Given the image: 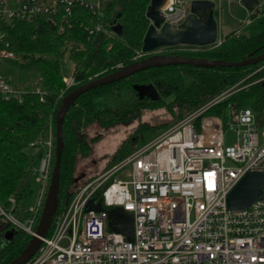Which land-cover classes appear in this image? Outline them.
Returning <instances> with one entry per match:
<instances>
[{
    "label": "built area",
    "instance_id": "obj_1",
    "mask_svg": "<svg viewBox=\"0 0 264 264\" xmlns=\"http://www.w3.org/2000/svg\"><path fill=\"white\" fill-rule=\"evenodd\" d=\"M103 1L0 0V20L12 24L16 20L32 22L42 16L64 32L73 26L70 16L74 6L98 14ZM193 1L167 0L161 8L165 22L180 26ZM212 1L218 22L214 45H219L223 41V0ZM262 3L263 0L252 13L260 12ZM249 22L251 15L240 25ZM86 28L90 34H117L100 22ZM9 46L10 41L1 32L0 60L16 58ZM167 48H157L154 53ZM150 53L141 49L135 59ZM74 70L75 65L63 74L67 88L75 84ZM9 79L0 72V96L21 100L24 89L15 87ZM228 94L215 97L131 152L107 173L75 188L68 205L56 212L51 234L42 238L37 252L24 264H264V187L247 208H230L227 202L229 193L246 173L264 171V106L259 113L251 106L242 107L234 120H228L227 125L236 126L238 141L227 144L223 117L202 113ZM31 147L44 148L39 167H31V174L40 183L37 202L24 209L27 215L22 218L0 205V216L34 235L53 170L52 127ZM118 173L121 175L116 176ZM102 187L104 209L87 210L91 198L99 201L94 194ZM9 201L15 206L16 196L12 194ZM113 206L133 213L132 240L109 227L107 210Z\"/></svg>",
    "mask_w": 264,
    "mask_h": 264
},
{
    "label": "trees",
    "instance_id": "obj_2",
    "mask_svg": "<svg viewBox=\"0 0 264 264\" xmlns=\"http://www.w3.org/2000/svg\"><path fill=\"white\" fill-rule=\"evenodd\" d=\"M150 1L104 0L102 11L98 14L82 6H74L70 16L73 26L64 32L42 16L32 22L16 20L12 24L0 20V33H5V39L10 41L9 48L16 54V58L0 60V72L6 77L12 76L9 81L25 91L21 100L0 96V205L5 210L10 207L9 197L12 194L17 202L28 195L26 177L31 174L33 166L29 150L31 143L44 138L50 126L55 143L56 115L63 96L92 78L136 60L150 24L146 16ZM99 22L109 29L119 22L123 26V34H90L86 26ZM193 46L198 49L184 48ZM263 50L264 7L260 12L251 14V22L245 24L239 34L232 31L219 45H177L164 49L163 53L237 61L252 52L260 54ZM67 51L69 60L75 65V84L69 88L63 81ZM263 65L264 60L243 66L214 68L191 64L155 66L83 92L69 107L63 123L64 147L57 212L66 207L72 198L80 156L88 157L92 152V143L99 139L88 137L85 130L89 126L97 124L102 129H108L136 123L106 162L105 167L109 168L143 146L161 129L169 127L173 121L225 92L229 93L227 97L207 108L202 115H221L227 126L228 120H234L242 107L251 106L259 113L264 106V85L263 80L260 81L264 76V67L255 71ZM11 71L16 72L13 74ZM25 71H31L33 82L23 80L22 83H14L13 77ZM136 83L153 84L159 97H140L134 87ZM162 109L168 112L166 118L169 119L159 122L155 113ZM200 119L197 120V127ZM54 160L55 154L53 165ZM102 191L103 187L94 194L99 201H103ZM26 215L24 210V217ZM0 217L1 237L14 225ZM52 228L48 234H51ZM32 236L16 227L12 239L0 246V264H7L19 255Z\"/></svg>",
    "mask_w": 264,
    "mask_h": 264
},
{
    "label": "water",
    "instance_id": "obj_3",
    "mask_svg": "<svg viewBox=\"0 0 264 264\" xmlns=\"http://www.w3.org/2000/svg\"><path fill=\"white\" fill-rule=\"evenodd\" d=\"M167 0H151L146 11L150 20L147 32L143 39L142 50L150 53L160 47H172L177 45L206 46L213 44L218 37V22L215 17L214 2L212 0H194L190 13L186 19L175 26L165 22L161 8ZM243 4L251 11L260 3V0H242ZM112 29L118 34H123V26L117 22ZM264 60V50L257 55L254 52L237 61L213 59L202 56H186L171 53H153L133 62L122 65L116 70L97 76L77 86L63 96L56 115V141L55 160L51 174L48 192L41 212L36 232L28 241L22 251L7 264H24L39 249L42 238L51 228L54 216L60 202V166L64 147L63 123L69 107L85 91L104 84L125 78L131 74L155 66L169 64H191L202 67L243 66L250 63H258ZM264 85V80H263ZM140 97L158 98V92L153 84L134 85ZM264 187V171H249L246 173L228 195L227 202L230 208L240 209L249 207L255 199L262 194ZM104 209L102 201L95 202L91 198L87 203V210L99 212ZM108 225L114 231L124 233L128 239L134 238V216L131 211L124 210L121 206H113L108 210Z\"/></svg>",
    "mask_w": 264,
    "mask_h": 264
},
{
    "label": "rangeland",
    "instance_id": "obj_4",
    "mask_svg": "<svg viewBox=\"0 0 264 264\" xmlns=\"http://www.w3.org/2000/svg\"><path fill=\"white\" fill-rule=\"evenodd\" d=\"M217 2H219V0H217ZM263 3H264V0H263ZM247 17H248L247 11L245 10V7L242 6L241 2H239L238 0H231L229 3V2H227V0H223V7H222V12H221V18H222V23H223L221 34H223V35H220V36L224 39L225 36L227 34L231 33L232 31L235 34H239L240 31L237 32L236 30H241L243 28V26L245 24H247V23H245L243 25H240L242 20L246 19ZM227 26L230 29L231 28H234V29H232L229 32L230 29L227 28ZM209 46H216V45H214V43H213V44H209ZM184 48L185 49H194V50L198 49V47H194V46L193 47H184ZM153 53L154 52H152L150 54H153ZM147 55H149V54H147ZM147 55H143L142 57H145ZM142 57H140V58H142ZM63 64H64L63 73L68 74L74 66L73 62L71 60H69L68 58H65ZM261 67L263 68L264 65ZM259 70L260 69H257L255 72H257ZM11 72L13 74H15L16 71H11ZM255 72H253V73H255ZM253 73L248 75L246 78L251 76ZM10 77L12 78V76H10ZM13 78H14V83H17V84L22 83L23 80H26L29 82H31L33 80L31 71H25L22 73V75L19 74L18 76H15ZM263 78H264V76L260 79V81ZM209 102H207V103H209ZM207 103H205L204 105H206ZM204 105H202L201 107H199L197 109L202 108ZM197 109L192 110L191 112L185 114V116H183L179 120L173 121V123L169 127L165 128V129H161L160 132L158 134H156V136H154L148 142L154 140L155 138H158L161 134L166 132L168 129H170L172 126H174L176 123L184 120L187 116H189L191 113L195 112ZM155 114H157V118L160 120L159 122H161L165 119H169V118H166V116H169V115H168V112H166L164 109L156 111ZM147 117L148 116H146L145 118H147ZM135 124L134 125H132V124L131 125H122L121 124V125H116V126L110 127L108 129H102L97 124H94L93 126H91V127L89 126L85 130L89 138L99 137V139L96 142L92 143L91 154L88 157L80 156V160H78L79 167L77 166V171L75 172V181L76 182H74V184L77 183L78 180H79L80 184H76V186L74 185L76 188L80 185L83 186L87 182L95 179L97 176H100L102 174L107 173L108 171H110L114 166H116L122 160V159H119L117 162H115L109 168L105 167L106 162L110 159V157L112 156V154L116 150L119 142L122 141L126 136H128V134L133 130ZM225 139H226L225 143H227V144H231V143L238 141V133L236 131V126L227 125L225 127ZM29 150H30L31 157H32V165H34L36 168H38L40 165L41 157L44 153V148L40 147V149H38V148H33L30 146ZM120 175H121V173L116 174V176H120ZM26 188L28 189V195L23 200H19L18 202H16L15 206H13L10 203V207L7 210V211H9V213H12L19 218L24 217V209L31 208L37 202L38 194L40 191V183L36 180L34 175L29 174L26 177ZM19 204H20V206H19ZM19 211L21 213H19ZM3 218H5L7 220L6 217L3 216ZM0 219H2V218L0 217ZM39 219H40V215L37 218L36 224L38 223ZM15 231H16V226H13L10 230L6 231L0 237V246H3L6 244V242H9L12 239V236L15 233Z\"/></svg>",
    "mask_w": 264,
    "mask_h": 264
},
{
    "label": "crops",
    "instance_id": "obj_5",
    "mask_svg": "<svg viewBox=\"0 0 264 264\" xmlns=\"http://www.w3.org/2000/svg\"><path fill=\"white\" fill-rule=\"evenodd\" d=\"M262 0H260V2H261ZM242 4V3H241ZM242 6L243 7H245V10L247 11V16L249 17L251 14H252V12L257 8V6L258 5H256L255 7H254V10L253 11H251V10H249L244 4H242ZM223 25V23H222V21H221V26H220V30H222V26ZM227 28H229L228 26H227ZM230 29V28H229ZM232 29H234V28H231L230 30H229V32L232 30ZM228 33V32H227ZM226 33V34H227ZM82 167V166H81ZM76 184H80L79 183V180H78V182L76 183Z\"/></svg>",
    "mask_w": 264,
    "mask_h": 264
}]
</instances>
